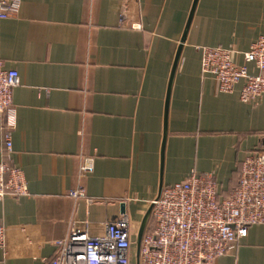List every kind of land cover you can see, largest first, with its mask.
Segmentation results:
<instances>
[{
  "label": "crops",
  "instance_id": "obj_1",
  "mask_svg": "<svg viewBox=\"0 0 264 264\" xmlns=\"http://www.w3.org/2000/svg\"><path fill=\"white\" fill-rule=\"evenodd\" d=\"M263 33L264 0H22L0 19L3 66L21 78L14 115H0V162L29 191L0 201V264H50L57 240L73 227L103 236L122 205L136 228L193 171L228 197L243 160L264 150V96L243 103L241 84L219 92L197 47L233 49L257 74L243 55ZM79 189L84 198L69 195ZM216 264H264V225Z\"/></svg>",
  "mask_w": 264,
  "mask_h": 264
},
{
  "label": "built area",
  "instance_id": "obj_2",
  "mask_svg": "<svg viewBox=\"0 0 264 264\" xmlns=\"http://www.w3.org/2000/svg\"><path fill=\"white\" fill-rule=\"evenodd\" d=\"M22 0H0V19H13L20 13ZM201 71L211 77L221 93L234 92L241 84L240 100L252 104L264 96V33L244 53L247 65H238L233 49L199 46ZM21 85L17 70L5 69L0 56V115H14L13 92ZM6 149H11L6 134ZM83 173L91 171L83 167ZM239 185L226 198L221 197L212 174L191 172L182 182L163 189L152 202L149 222L142 237L139 264H216L235 252L247 237L249 228L264 225V150L247 156L240 165ZM7 194H29L23 172L0 162V201ZM71 197L84 198L83 190ZM136 225L121 212L106 225L103 236L92 237L73 227L70 234L54 243L56 256L50 264H133ZM5 247L0 227V248Z\"/></svg>",
  "mask_w": 264,
  "mask_h": 264
},
{
  "label": "water",
  "instance_id": "obj_3",
  "mask_svg": "<svg viewBox=\"0 0 264 264\" xmlns=\"http://www.w3.org/2000/svg\"><path fill=\"white\" fill-rule=\"evenodd\" d=\"M189 30V25H187V27H185L184 31H183V35H182V39H181V43L176 51L174 60H173V64H172V70H171V74H170V78H169V84H168V90H167V102H168V97H169V92L171 89V85H172V81L181 57V52L183 49V42H185L187 33ZM151 210H152V203L148 204L144 214L142 215L140 221L138 222V225L136 227V231H135V237H134V247H133V264H139V255H140V247H141V241H142V237L143 234L145 232V229L147 227L150 215H151ZM122 212H125V205H122Z\"/></svg>",
  "mask_w": 264,
  "mask_h": 264
}]
</instances>
